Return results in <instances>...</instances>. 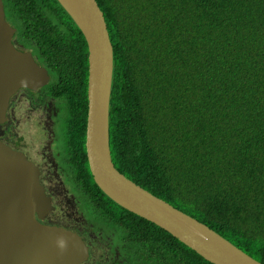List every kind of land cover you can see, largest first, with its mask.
Here are the masks:
<instances>
[{"label":"trees","instance_id":"1","mask_svg":"<svg viewBox=\"0 0 264 264\" xmlns=\"http://www.w3.org/2000/svg\"><path fill=\"white\" fill-rule=\"evenodd\" d=\"M2 1L42 64L87 68L82 34L56 0ZM95 1L113 49L114 167L264 264V0ZM72 84L64 91L80 164L86 84ZM84 172L121 222L126 263L211 264L111 202Z\"/></svg>","mask_w":264,"mask_h":264},{"label":"water","instance_id":"2","mask_svg":"<svg viewBox=\"0 0 264 264\" xmlns=\"http://www.w3.org/2000/svg\"><path fill=\"white\" fill-rule=\"evenodd\" d=\"M87 46L85 152L97 188L112 202L167 232L211 264H261L205 224L174 208L122 175L109 149V101L113 49L95 0H56ZM15 29L5 21L0 0V122L8 98L19 88L46 81L30 52L17 50ZM38 169L22 153L0 143V264H81L87 247L75 233L41 224L49 208Z\"/></svg>","mask_w":264,"mask_h":264},{"label":"flooded vegetation","instance_id":"3","mask_svg":"<svg viewBox=\"0 0 264 264\" xmlns=\"http://www.w3.org/2000/svg\"><path fill=\"white\" fill-rule=\"evenodd\" d=\"M3 11L5 21L15 29L11 38L13 46L17 50L30 52L33 60L46 73L43 85H35L33 89L22 87L9 96L4 120L0 122V143L22 153L38 169V180L50 205L39 222L78 235L88 251L87 258L81 264H128L122 253L121 222L114 220V211L109 202L92 196L89 177L84 172L88 165L86 152L79 164L76 137L74 141V130L68 125L70 99L64 89L76 88L72 81L86 84L87 100L86 43L87 68L42 64L39 56L16 37V27L11 23L12 16L5 12L4 2ZM70 68L78 70L70 74ZM83 69L86 71L84 79L78 75ZM73 93L77 91L73 90ZM84 125L86 127V121ZM78 169L83 173L84 180L78 183L81 184L79 187L74 183ZM89 175L93 181L92 175Z\"/></svg>","mask_w":264,"mask_h":264},{"label":"rangeland","instance_id":"4","mask_svg":"<svg viewBox=\"0 0 264 264\" xmlns=\"http://www.w3.org/2000/svg\"><path fill=\"white\" fill-rule=\"evenodd\" d=\"M65 128H63V130H64ZM59 134H61V133H59Z\"/></svg>","mask_w":264,"mask_h":264},{"label":"clouds","instance_id":"5","mask_svg":"<svg viewBox=\"0 0 264 264\" xmlns=\"http://www.w3.org/2000/svg\"><path fill=\"white\" fill-rule=\"evenodd\" d=\"M3 2V1H2Z\"/></svg>","mask_w":264,"mask_h":264}]
</instances>
